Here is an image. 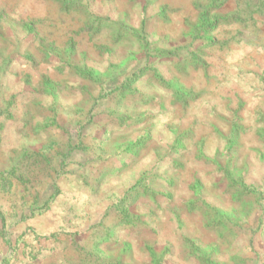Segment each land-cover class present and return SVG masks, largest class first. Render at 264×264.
Instances as JSON below:
<instances>
[{"label": "rangeland", "instance_id": "rangeland-1", "mask_svg": "<svg viewBox=\"0 0 264 264\" xmlns=\"http://www.w3.org/2000/svg\"><path fill=\"white\" fill-rule=\"evenodd\" d=\"M0 264H264V0H0Z\"/></svg>", "mask_w": 264, "mask_h": 264}]
</instances>
